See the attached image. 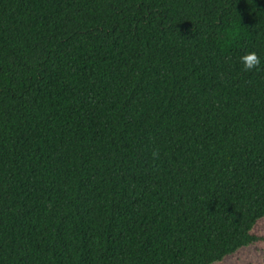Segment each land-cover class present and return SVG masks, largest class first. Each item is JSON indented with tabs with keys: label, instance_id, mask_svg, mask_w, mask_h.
<instances>
[{
	"label": "trees",
	"instance_id": "obj_1",
	"mask_svg": "<svg viewBox=\"0 0 264 264\" xmlns=\"http://www.w3.org/2000/svg\"><path fill=\"white\" fill-rule=\"evenodd\" d=\"M263 217L264 0H0V264H212Z\"/></svg>",
	"mask_w": 264,
	"mask_h": 264
},
{
	"label": "rangeland",
	"instance_id": "obj_2",
	"mask_svg": "<svg viewBox=\"0 0 264 264\" xmlns=\"http://www.w3.org/2000/svg\"><path fill=\"white\" fill-rule=\"evenodd\" d=\"M255 234L264 236V217L253 228ZM212 264H264V241L252 243Z\"/></svg>",
	"mask_w": 264,
	"mask_h": 264
},
{
	"label": "clouds",
	"instance_id": "obj_3",
	"mask_svg": "<svg viewBox=\"0 0 264 264\" xmlns=\"http://www.w3.org/2000/svg\"><path fill=\"white\" fill-rule=\"evenodd\" d=\"M230 35L234 37L235 33H231ZM240 63L244 71L251 72L261 67V58L255 51H249L240 57ZM151 159L152 161H158L160 159L158 149L152 150Z\"/></svg>",
	"mask_w": 264,
	"mask_h": 264
}]
</instances>
